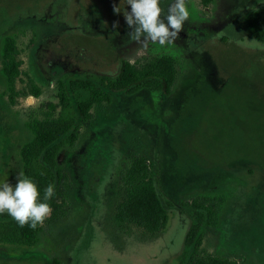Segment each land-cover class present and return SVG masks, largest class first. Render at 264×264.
<instances>
[{"label": "rangeland", "instance_id": "rangeland-1", "mask_svg": "<svg viewBox=\"0 0 264 264\" xmlns=\"http://www.w3.org/2000/svg\"><path fill=\"white\" fill-rule=\"evenodd\" d=\"M186 3L179 37L161 49L129 39L124 0H0V51L10 35L21 61L13 103L0 73V181L22 172L27 122L57 116L59 79L113 77L121 59L140 65L163 54L177 69L168 95L118 94L91 110L75 144L57 156L69 180L57 217L44 221L33 246L0 244V264H178L183 253L185 261L264 264V43L242 21L264 0ZM28 76L40 96L28 93ZM137 158L153 164L157 188L177 205L159 233L115 219L122 175ZM197 195L224 200L194 250L184 246L190 211L178 205Z\"/></svg>", "mask_w": 264, "mask_h": 264}, {"label": "trees", "instance_id": "trees-1", "mask_svg": "<svg viewBox=\"0 0 264 264\" xmlns=\"http://www.w3.org/2000/svg\"><path fill=\"white\" fill-rule=\"evenodd\" d=\"M198 2L202 7H208L214 0ZM242 21L250 36L264 43V5L247 11ZM0 52V73L5 81L6 95L13 103L14 97L18 95L15 82L20 75L21 61L17 58L12 36L2 38ZM176 74L174 58L163 54L151 56L140 65L121 59L113 77L102 74L58 80L57 116L27 122L31 138L22 143L19 149L22 173L36 182L40 197L49 183L54 185L55 195L49 200L51 214L45 221H53L57 217L63 206V188L69 181L68 176L57 166L59 151L75 144L81 124L92 116L91 110L97 105L111 103L118 94L131 96L148 90L168 95ZM27 78L28 93L33 97L40 96V86L31 77ZM155 175V167L146 159L137 158L131 162L122 175L125 199L116 209V221L133 224L149 233H159L166 227L168 212L177 205L163 197L157 188ZM223 200L221 195H197L190 202L183 201L178 205L190 211L191 220L187 225L184 246H193L194 250L199 247L202 226L214 227L217 224ZM41 229V225L36 229H30L27 225L20 227L7 213L0 214V244L33 246L38 242ZM184 256L183 253L178 264H229L226 259L214 257L195 259L191 256L185 261Z\"/></svg>", "mask_w": 264, "mask_h": 264}, {"label": "clouds", "instance_id": "clouds-1", "mask_svg": "<svg viewBox=\"0 0 264 264\" xmlns=\"http://www.w3.org/2000/svg\"><path fill=\"white\" fill-rule=\"evenodd\" d=\"M162 3L163 0H124L128 8L122 14L125 24L131 29V41L144 48L151 42L161 49L176 41L190 16L188 5L186 0H168L165 10ZM113 11L121 12L117 7ZM116 26L114 23L113 27ZM13 179L14 183L9 179L0 181V214L7 213L20 227L27 225L36 229L38 225L42 226L51 213L49 200L55 195L54 185L49 183L40 197L31 177L21 172Z\"/></svg>", "mask_w": 264, "mask_h": 264}]
</instances>
